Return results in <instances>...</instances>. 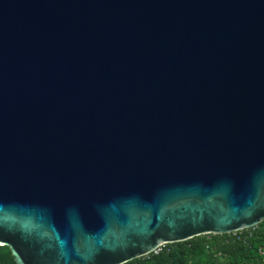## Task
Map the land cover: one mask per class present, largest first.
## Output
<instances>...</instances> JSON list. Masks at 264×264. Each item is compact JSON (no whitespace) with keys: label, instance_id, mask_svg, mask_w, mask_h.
<instances>
[{"label":"water","instance_id":"1","mask_svg":"<svg viewBox=\"0 0 264 264\" xmlns=\"http://www.w3.org/2000/svg\"><path fill=\"white\" fill-rule=\"evenodd\" d=\"M264 221V0H0V246L125 264Z\"/></svg>","mask_w":264,"mask_h":264},{"label":"trees","instance_id":"2","mask_svg":"<svg viewBox=\"0 0 264 264\" xmlns=\"http://www.w3.org/2000/svg\"><path fill=\"white\" fill-rule=\"evenodd\" d=\"M264 240V221L257 226L232 232L229 234H206L191 238L183 242L165 244L157 253L134 259L125 264H170L173 256L180 251L181 247L187 249L194 255H202L207 249H213V253L229 255L234 252L247 253L256 243ZM0 264H14L8 247L0 246Z\"/></svg>","mask_w":264,"mask_h":264},{"label":"rangeland","instance_id":"3","mask_svg":"<svg viewBox=\"0 0 264 264\" xmlns=\"http://www.w3.org/2000/svg\"><path fill=\"white\" fill-rule=\"evenodd\" d=\"M212 250L207 249L202 255H194L187 249V246H183L174 254L173 262L170 264H264V240L256 243L245 254L234 252L222 255L213 253Z\"/></svg>","mask_w":264,"mask_h":264},{"label":"built area","instance_id":"4","mask_svg":"<svg viewBox=\"0 0 264 264\" xmlns=\"http://www.w3.org/2000/svg\"><path fill=\"white\" fill-rule=\"evenodd\" d=\"M160 247H162V246H160ZM160 247L156 248L153 253H157L160 250Z\"/></svg>","mask_w":264,"mask_h":264}]
</instances>
